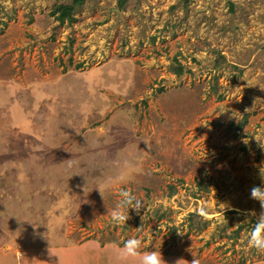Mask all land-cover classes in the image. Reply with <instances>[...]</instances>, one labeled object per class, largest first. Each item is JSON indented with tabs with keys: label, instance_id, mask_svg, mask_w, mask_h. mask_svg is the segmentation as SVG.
I'll use <instances>...</instances> for the list:
<instances>
[{
	"label": "rangeland",
	"instance_id": "obj_1",
	"mask_svg": "<svg viewBox=\"0 0 264 264\" xmlns=\"http://www.w3.org/2000/svg\"><path fill=\"white\" fill-rule=\"evenodd\" d=\"M60 3L0 0V264H119L132 237L167 264H264V0ZM121 190L146 205L116 225Z\"/></svg>",
	"mask_w": 264,
	"mask_h": 264
},
{
	"label": "clouds",
	"instance_id": "obj_2",
	"mask_svg": "<svg viewBox=\"0 0 264 264\" xmlns=\"http://www.w3.org/2000/svg\"><path fill=\"white\" fill-rule=\"evenodd\" d=\"M256 139L261 149H264V141L259 138ZM259 175L262 181H264V167L260 168ZM98 188L101 196L104 198V192L106 188L101 186H98ZM119 195L121 199L110 211L111 220L116 225L127 223V221L130 219L129 209H134L136 213L139 214L141 212V209L145 208L146 205L143 199L135 196L128 190H121ZM250 198L253 200H258L260 202L261 209H264V187L253 186L250 190ZM197 214L204 219H208V206L202 205ZM253 215H255V213H253ZM177 234L183 235L184 232L178 230ZM142 244V240L137 237H132L124 241L123 246L119 250L117 256L119 264H131V262H135V264H167V262L163 259L162 253L160 251L153 250L150 252H142ZM247 245L250 249L255 248L257 251L264 252V210H262L259 216L256 218L255 224L248 235ZM50 251L51 253L56 254L51 250V247ZM181 261H186L187 264H201V261L194 254L191 262L181 258L176 261V264H181Z\"/></svg>",
	"mask_w": 264,
	"mask_h": 264
},
{
	"label": "trees",
	"instance_id": "obj_3",
	"mask_svg": "<svg viewBox=\"0 0 264 264\" xmlns=\"http://www.w3.org/2000/svg\"><path fill=\"white\" fill-rule=\"evenodd\" d=\"M82 1L83 0H70V3H68V4H65V3L57 4L53 7L52 13L56 14V18L60 21H63L66 19L67 21L71 22L73 20V17L71 15L73 9L77 5L81 4ZM128 1L129 0H116L119 8H125ZM173 70L178 75H180L183 72V68L181 66H179V64L173 66ZM203 224H205V223L203 222L200 225H203ZM200 225L196 226V228H200L199 227ZM239 229H240V227L236 228L235 230H232L231 234H229V235L230 236H236Z\"/></svg>",
	"mask_w": 264,
	"mask_h": 264
},
{
	"label": "crops",
	"instance_id": "obj_4",
	"mask_svg": "<svg viewBox=\"0 0 264 264\" xmlns=\"http://www.w3.org/2000/svg\"><path fill=\"white\" fill-rule=\"evenodd\" d=\"M43 255V254H42ZM8 256V254H4V257H7ZM56 257H58V256H54L52 259H54V261H53V263L55 264V261L57 260L58 261V258L56 259ZM14 258H15V254H14ZM60 261V260H59ZM41 262H43V260H40V264H41Z\"/></svg>",
	"mask_w": 264,
	"mask_h": 264
}]
</instances>
